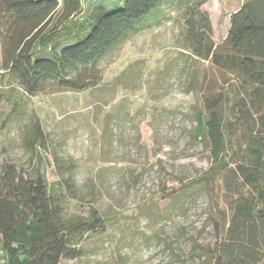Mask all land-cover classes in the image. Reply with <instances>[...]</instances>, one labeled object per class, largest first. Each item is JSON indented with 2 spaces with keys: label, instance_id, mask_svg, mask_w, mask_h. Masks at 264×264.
I'll use <instances>...</instances> for the list:
<instances>
[{
  "label": "rangeland",
  "instance_id": "374dc122",
  "mask_svg": "<svg viewBox=\"0 0 264 264\" xmlns=\"http://www.w3.org/2000/svg\"><path fill=\"white\" fill-rule=\"evenodd\" d=\"M244 1L204 4L215 44ZM180 26L170 18L129 35L88 71L86 77L96 72L99 78L85 91L48 81L31 95L0 74V115L6 118L0 172L8 166L19 173L40 170L49 182H63L70 170L67 212L95 207L105 220L103 231L82 242L80 258L60 264L213 262L232 202L221 182L212 187L197 180L210 160L204 141L194 137L195 114L209 84L228 85L210 63L181 49ZM2 58L0 38V64ZM35 124L41 145L30 142ZM2 257L0 251V263Z\"/></svg>",
  "mask_w": 264,
  "mask_h": 264
},
{
  "label": "trees",
  "instance_id": "16d2710c",
  "mask_svg": "<svg viewBox=\"0 0 264 264\" xmlns=\"http://www.w3.org/2000/svg\"><path fill=\"white\" fill-rule=\"evenodd\" d=\"M208 1L0 0V74L31 95L48 81L62 90L85 91L99 78L96 72L85 75L115 45L178 20L181 49L210 63L228 85L209 84L195 114L194 137L204 141L210 160L197 180L212 187L221 182L232 202L210 264H258L264 256V0H245L229 15L220 44L212 39L203 9ZM5 124L0 115V133ZM41 140L35 124L30 142L41 145ZM66 172L63 182H49L40 170L19 173L8 166L0 172V264L76 260L87 235L105 229L95 207L67 212L73 181Z\"/></svg>",
  "mask_w": 264,
  "mask_h": 264
}]
</instances>
